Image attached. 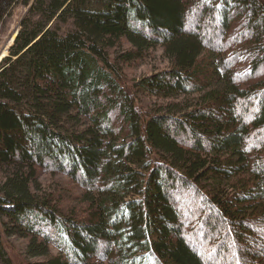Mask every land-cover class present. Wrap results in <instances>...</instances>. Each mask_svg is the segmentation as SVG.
Returning <instances> with one entry per match:
<instances>
[{"label": "trees", "instance_id": "obj_1", "mask_svg": "<svg viewBox=\"0 0 264 264\" xmlns=\"http://www.w3.org/2000/svg\"><path fill=\"white\" fill-rule=\"evenodd\" d=\"M18 2L0 59L3 262L264 264V0H0V33ZM156 46L167 70L129 79L121 63ZM140 94L201 96L173 115Z\"/></svg>", "mask_w": 264, "mask_h": 264}, {"label": "rangeland", "instance_id": "obj_2", "mask_svg": "<svg viewBox=\"0 0 264 264\" xmlns=\"http://www.w3.org/2000/svg\"><path fill=\"white\" fill-rule=\"evenodd\" d=\"M27 11V7L23 6L20 2L16 3L9 15L5 20V26L0 33V59L8 55V49L11 46L12 39L15 36L17 30H19L20 22ZM130 46L126 43H122L121 46L115 49V53L111 57H118L120 55H125L130 51ZM122 66V70L131 80H138L144 76L150 75L152 73L167 70L169 66L168 59L164 56L161 47L156 46L152 49L147 50L141 55L136 62L126 61ZM120 64V65H121ZM201 94H191V95H179L167 100H160L159 98L148 97L145 94H140L141 106L147 107L152 112L163 113V114H173L180 115L190 110L191 107H195L198 103ZM69 179L64 176H51L44 175L40 177V189L46 193H59L66 192L62 198L64 203H70L71 205H78L81 201L82 191L77 189V187L69 183ZM54 195V194H53ZM134 194L127 195V198H135ZM6 245H11L12 248H16L23 257L29 262H36L40 260L41 257H32L27 254L25 249L26 239L20 238L17 235L7 237V242L4 241ZM48 254L50 256L56 255V251L52 248H48ZM0 264H5L0 258Z\"/></svg>", "mask_w": 264, "mask_h": 264}, {"label": "water", "instance_id": "obj_3", "mask_svg": "<svg viewBox=\"0 0 264 264\" xmlns=\"http://www.w3.org/2000/svg\"><path fill=\"white\" fill-rule=\"evenodd\" d=\"M17 32H18V30L16 31L15 36H16ZM14 39H15V37L12 39V42L14 41ZM11 44H12V43H11ZM2 58H3V57H2Z\"/></svg>", "mask_w": 264, "mask_h": 264}]
</instances>
